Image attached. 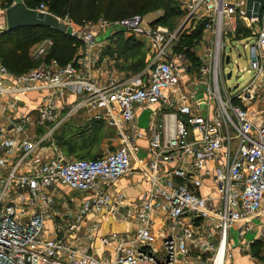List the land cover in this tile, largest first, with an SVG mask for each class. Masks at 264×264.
<instances>
[{
  "label": "built area",
  "instance_id": "obj_1",
  "mask_svg": "<svg viewBox=\"0 0 264 264\" xmlns=\"http://www.w3.org/2000/svg\"><path fill=\"white\" fill-rule=\"evenodd\" d=\"M246 6L183 0L185 21L213 44L195 67L177 50L180 28L143 14L90 29L63 19L80 43L65 65L51 58L14 74L0 61V264H226L238 223L240 239L258 229L249 244L264 257V22ZM119 32L147 54L129 76L108 66ZM241 49L248 66L229 86ZM81 110L117 129L115 149L63 153L54 134ZM137 175L139 196L117 190Z\"/></svg>",
  "mask_w": 264,
  "mask_h": 264
},
{
  "label": "trees",
  "instance_id": "obj_2",
  "mask_svg": "<svg viewBox=\"0 0 264 264\" xmlns=\"http://www.w3.org/2000/svg\"><path fill=\"white\" fill-rule=\"evenodd\" d=\"M5 1H7L6 6H10L13 2V0ZM24 2L33 9L45 5L50 12L58 17H68L77 25L93 22L101 17L109 21H116L135 14L145 15V12L154 7H162L166 12L165 17L156 19V22L174 27L176 22L172 20V16L176 15L177 12L179 13L177 9L172 7L173 0H24ZM121 33L119 32L118 35L120 38L116 36L118 49L120 48V53L118 51L117 53L122 54L121 56L125 58V61L131 63L129 66L139 72L146 65L145 54L142 52L144 45L132 37H123L124 33ZM198 33L194 31L187 35L183 34L184 37L180 40H184L185 37L194 39ZM47 37L53 39V45L48 52L50 59L55 58L62 65L74 59L80 44L75 37L46 26H24L14 31L3 30L0 32L1 63L14 74L29 70L36 64L30 55L31 45ZM178 45L177 50H185L192 60L195 58V56L192 57L189 47L182 49V45ZM253 247L254 250L258 251L260 242H255L252 249Z\"/></svg>",
  "mask_w": 264,
  "mask_h": 264
},
{
  "label": "crops",
  "instance_id": "obj_3",
  "mask_svg": "<svg viewBox=\"0 0 264 264\" xmlns=\"http://www.w3.org/2000/svg\"><path fill=\"white\" fill-rule=\"evenodd\" d=\"M122 34V33H121ZM119 33L117 34V37ZM106 35H102L98 38H103ZM125 38L132 37L136 41H138L135 37L130 35H123ZM120 38V37H119ZM117 40H114L111 43L112 46L107 47V52L116 51V55L112 54V60L109 63V70H113L119 73V68L121 62L125 61V58L121 56L120 48L118 49ZM113 48V49H112ZM142 52L145 54V58H147L146 50L144 46H142ZM127 62V61H125ZM131 63L127 62V74L126 76L134 74L136 71L130 67ZM119 67V68H118ZM137 73V72H136ZM115 127L110 125L107 121H98L93 120L91 118V112L87 110H81L77 114L73 115L69 119H67L64 123H62L59 128L56 130L54 136L56 142L60 146V149L67 157H77L78 155L83 158H95L102 155L105 151H107V147L102 144V142L98 146V142L100 141V136L103 134H108L109 130L113 131ZM114 132V131H113ZM113 144L110 149H114L117 146ZM69 147L74 150L69 152ZM102 151L99 155L96 153ZM84 153L86 155H84ZM147 183L141 179L139 175L137 176H127L123 177L119 185L117 186V190L124 191L130 197H137L141 194V192L146 188ZM66 191L72 192L70 189L64 187ZM241 223H238L235 227L231 229L230 232V243H234L235 249L232 250V256L227 258L226 264H264V257L261 255L260 249L258 251L252 249V245L250 246L251 239L248 238L249 234L256 235V231L248 232L244 235L243 239L239 238V229ZM118 228H122L121 225L117 226ZM236 235V236H235ZM255 251V252H254Z\"/></svg>",
  "mask_w": 264,
  "mask_h": 264
},
{
  "label": "rangeland",
  "instance_id": "obj_4",
  "mask_svg": "<svg viewBox=\"0 0 264 264\" xmlns=\"http://www.w3.org/2000/svg\"><path fill=\"white\" fill-rule=\"evenodd\" d=\"M173 1H174L172 4L173 9H175V10L177 9L179 11V13L177 12L176 15L172 16L173 19L170 18L176 22V23H174L175 26L170 27L169 25H166L165 23H163L166 27H168L172 31L179 29L180 26L183 24V22L186 19V12L182 7L183 6V0H173ZM13 2H14V0H13ZM6 4H7V1L0 0V32H1V29L5 25H7V19H6V7L7 6H6ZM165 13L166 12H165L164 8L154 7L153 9L145 12V15L149 18L158 19V18L165 17ZM263 14H264V11H263ZM60 18H62L64 20L69 19L68 17H61V16H60ZM77 26H81V25H77ZM83 26L84 25H82V27ZM86 26H84L83 29H90V28H87ZM202 27H203L202 23H198V22H196V19H192L191 21L186 22L184 24V26L179 31L180 32V39L184 37V36H182L183 34L187 35V34H190L194 31L199 32L196 35V38L193 39V38L185 37L184 40H180V43L178 45V46L182 45V49L184 47L190 48V52L192 53V57L195 56V58L193 60L190 59L192 65L194 67L199 62L198 57L200 55H205L207 53V51H210L211 48H213L212 41L210 42V36L203 30ZM47 38H49V37H47ZM43 40L44 39H41V40L34 42L30 47V55H31L32 59L36 62V64L33 67L40 66L44 63H47L50 60V58L48 57V52H49L50 48H45V45L43 44V42H44ZM241 50L244 53V55L240 58H238L237 52L235 50L233 51L232 57L234 60H237V62L239 63L241 71L238 70L236 64L234 66H232L234 69V76L232 79H230L228 81L229 86H232L237 82V78H238L237 75H241L243 73L244 69L248 66V60H247V57L245 56V54H248V51L247 50L244 51L243 49H241ZM145 57H144V61L146 62L147 58H145ZM126 63L127 62L123 61L120 64L121 65L120 68L118 67L120 70L119 73L121 76H126L125 74H127ZM33 67H31V68H33ZM150 114H151V110H149V109L143 110L141 112L139 119H138L139 120L138 121L139 126L141 128H146L148 126L149 120H150ZM113 131L109 130L108 134H103L102 136H100V141L98 142V146L102 142V144L104 146H106L108 150H113L112 148L110 149V147H112L113 144H116V142H118L117 129L115 128ZM71 150L73 151L74 148L71 149L69 147V152H71ZM101 152L102 151H99L96 154L99 155ZM84 155H86V154L84 153ZM75 156L80 157L78 155H75ZM248 238L253 239L254 234H249Z\"/></svg>",
  "mask_w": 264,
  "mask_h": 264
},
{
  "label": "water",
  "instance_id": "obj_5",
  "mask_svg": "<svg viewBox=\"0 0 264 264\" xmlns=\"http://www.w3.org/2000/svg\"><path fill=\"white\" fill-rule=\"evenodd\" d=\"M247 15L250 17L260 16L264 11V0H247ZM7 28L6 31H14L17 28L24 26H46L56 31L73 34V25L65 22L52 12L40 11L30 8L24 0H14V2L6 9ZM180 26V29L184 26ZM229 61V56L226 62ZM231 72L228 73V77Z\"/></svg>",
  "mask_w": 264,
  "mask_h": 264
}]
</instances>
